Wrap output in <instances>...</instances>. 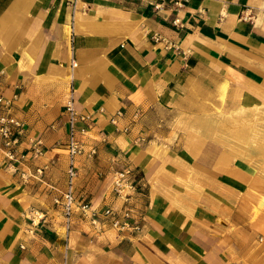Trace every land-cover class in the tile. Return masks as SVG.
I'll return each mask as SVG.
<instances>
[{"label": "crops", "instance_id": "0c3cea01", "mask_svg": "<svg viewBox=\"0 0 264 264\" xmlns=\"http://www.w3.org/2000/svg\"><path fill=\"white\" fill-rule=\"evenodd\" d=\"M0 97L43 145L22 180L0 138V264H264V0H0ZM124 166L140 231L101 215Z\"/></svg>", "mask_w": 264, "mask_h": 264}, {"label": "built area", "instance_id": "2783aa9c", "mask_svg": "<svg viewBox=\"0 0 264 264\" xmlns=\"http://www.w3.org/2000/svg\"><path fill=\"white\" fill-rule=\"evenodd\" d=\"M0 104L5 108V113L0 114V138L2 140L1 151L3 155V166L6 169L12 170L14 173H20L22 180H26L29 175L19 167H23L27 161L28 154L32 158H37L43 153V145L41 140H31L28 152H18L19 138L24 135L25 128L22 121L10 114L9 108L11 102L0 97ZM65 112L67 114L68 126V141L66 149L70 157V167L67 171L66 190L62 193L56 204L60 206V213L64 219V223L68 227L76 212L79 211L82 216L96 218L97 212L90 211L89 204L78 202L74 192V180L77 177V170L73 166V159L78 154L82 153V144L75 138L77 131V123L87 119V115L78 112L74 107L73 91L70 90L66 102ZM122 116V112L118 111L115 117L111 120L112 124L118 127L117 117ZM83 130H81L82 132ZM142 187L138 185L135 170L129 166H124L122 169L114 170L112 173V190L115 197L122 202L120 213L118 209L113 207L103 210L101 215L109 220L112 228L119 232L125 231H140L141 225L135 222L132 216V210L128 207L129 202L137 192H141ZM35 217H40L39 213ZM34 223V220H31Z\"/></svg>", "mask_w": 264, "mask_h": 264}]
</instances>
